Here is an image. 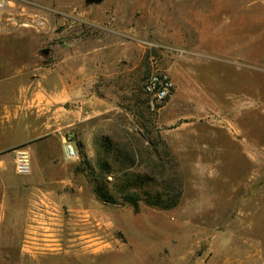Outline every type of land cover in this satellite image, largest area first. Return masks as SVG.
<instances>
[{"label": "rangeland", "instance_id": "rangeland-1", "mask_svg": "<svg viewBox=\"0 0 264 264\" xmlns=\"http://www.w3.org/2000/svg\"><path fill=\"white\" fill-rule=\"evenodd\" d=\"M0 53L26 84L86 67L93 95L63 103L56 132L26 147L24 251L10 245L3 264L264 260V0H0ZM156 71L175 85L163 106L144 91ZM104 161L110 183L138 175L141 192L177 178L180 203L100 202Z\"/></svg>", "mask_w": 264, "mask_h": 264}, {"label": "crops", "instance_id": "crops-1", "mask_svg": "<svg viewBox=\"0 0 264 264\" xmlns=\"http://www.w3.org/2000/svg\"><path fill=\"white\" fill-rule=\"evenodd\" d=\"M9 61L7 54L0 53V264L6 260L10 245L15 250L21 245L22 256L24 251L25 178L16 174L14 165L7 164L8 158L14 157L15 149L30 148L33 141L55 133L63 103L80 99L83 104L93 97H88L92 92L86 67L64 75L50 69L40 73L36 82L26 84V67ZM48 195H44V202L50 199ZM27 200L34 203L32 198ZM256 264H264L262 256Z\"/></svg>", "mask_w": 264, "mask_h": 264}, {"label": "trees", "instance_id": "trees-1", "mask_svg": "<svg viewBox=\"0 0 264 264\" xmlns=\"http://www.w3.org/2000/svg\"><path fill=\"white\" fill-rule=\"evenodd\" d=\"M100 166V181L94 187V192L100 202L115 203L117 201L115 197L118 196L124 204L132 207L136 213L141 209V204L144 201L143 195H146L145 201L148 205L162 210L175 208L180 203L183 189L177 178H174L172 182H167L166 186L160 187L155 193L145 192V190L141 192L137 189L145 185L146 182L143 177L136 175L132 179L127 178L124 184H118L116 180L114 183H110L108 178L114 175L110 162L104 161ZM110 186L114 193L110 191Z\"/></svg>", "mask_w": 264, "mask_h": 264}, {"label": "built area", "instance_id": "built-area-1", "mask_svg": "<svg viewBox=\"0 0 264 264\" xmlns=\"http://www.w3.org/2000/svg\"><path fill=\"white\" fill-rule=\"evenodd\" d=\"M144 91L151 97L152 105H165L175 93V85L170 76L156 71L145 81ZM64 154L66 159L76 162L80 159L78 148L73 141L66 140ZM14 167L19 176H29L32 173V160L28 148L19 147L14 150Z\"/></svg>", "mask_w": 264, "mask_h": 264}, {"label": "bare ground", "instance_id": "bare-ground-1", "mask_svg": "<svg viewBox=\"0 0 264 264\" xmlns=\"http://www.w3.org/2000/svg\"><path fill=\"white\" fill-rule=\"evenodd\" d=\"M98 244H95V245H92V246H89L87 248H85L86 252L87 253H90V254H94V255H98L100 252L99 249H95L97 247ZM85 254V253H84ZM87 255V254H86ZM89 255V254H88Z\"/></svg>", "mask_w": 264, "mask_h": 264}]
</instances>
